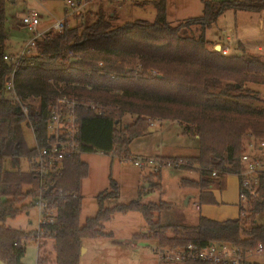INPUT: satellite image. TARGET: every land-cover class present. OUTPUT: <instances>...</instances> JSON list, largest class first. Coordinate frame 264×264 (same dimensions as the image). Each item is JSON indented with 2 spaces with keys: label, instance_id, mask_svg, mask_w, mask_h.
<instances>
[{
  "label": "trees",
  "instance_id": "trees-1",
  "mask_svg": "<svg viewBox=\"0 0 264 264\" xmlns=\"http://www.w3.org/2000/svg\"><path fill=\"white\" fill-rule=\"evenodd\" d=\"M143 3L155 7L154 21L135 19L116 25V13L107 15L102 8L72 26L66 18L63 31L39 39L37 52L17 68L14 85L19 99L8 100L1 97L11 66L3 59L7 15L6 0H0V221L27 211L29 205L22 203L26 197L36 201L40 177L31 167L22 170L14 162L18 157L30 162L46 144L49 105L59 88L102 105L101 113L91 108L79 111L82 152L103 151L128 160L131 142L149 134L157 119L177 121L184 134L198 136L197 156L168 159L176 161V167L199 172L198 179L181 180L182 185L199 189V204L218 203L211 185L221 188L222 177L239 173L248 142L264 139V108L240 102L255 97L244 89L245 82L264 84V62L257 57L224 55L210 49L207 38V30L226 9L261 11L264 0H224L219 5L203 0L202 15L176 25L167 20V0ZM192 27L198 35L191 34ZM138 63L142 65L140 72ZM127 116L133 121L124 123ZM24 123L33 128L34 146L26 142ZM11 157H15L14 168L9 169L5 161ZM88 175L89 165L81 153L66 158L64 171L55 183V194L62 190L56 221L29 233L0 226V259L4 264H23L30 240L38 245L37 264H50L45 254L49 238L54 240L52 264H80L83 240L111 237V232L104 231L105 223L117 212L130 211L143 215L162 244L193 242L204 246L211 241H227L243 249L264 246V223L256 221V215L264 213V173L260 174L261 198L252 203L245 217L220 221L200 215L196 225L155 220L156 214L171 208L165 201L143 203L134 199L106 206V199L119 195V184L111 176L110 189L97 195L96 214L82 223V187ZM160 175L161 170L149 173L159 186ZM25 185L29 186L26 190ZM170 231L174 235H168Z\"/></svg>",
  "mask_w": 264,
  "mask_h": 264
},
{
  "label": "rangeland",
  "instance_id": "rangeland-1",
  "mask_svg": "<svg viewBox=\"0 0 264 264\" xmlns=\"http://www.w3.org/2000/svg\"><path fill=\"white\" fill-rule=\"evenodd\" d=\"M79 2L83 10L80 14L73 13L67 0H6L7 15V53L17 52L26 41L31 38V33L21 28L23 15L28 11H34L40 17V31L49 29L56 21L68 19L69 25L81 22L88 13H95L100 8L109 14L116 13V25L135 19H156V9L152 4H144L143 0H75ZM219 5L224 0H210ZM203 0H167V20L176 25L188 18L203 14ZM192 35H198L195 27H192ZM228 36L231 40H228ZM209 48L220 39L228 44L230 51L224 55H244L257 57L264 62V10L245 11L228 8L219 17L218 21L207 30ZM222 44V43H221ZM222 53V52H221ZM223 54V53H222ZM244 89L250 90L254 98L241 100V103L255 108H264V84L245 82ZM133 121V117L127 116L124 123ZM155 131L147 135L135 138L130 144L131 158L120 159L111 153L99 151H83L81 157L89 165V175L83 181V208L81 222L96 214L99 205L97 195L110 189V176L119 184V195L105 200L106 206L129 203L134 199H140L143 203L165 201L171 204V208L156 214L155 220L160 218L162 224L181 223L196 225L197 216L206 213L205 209L212 211L222 208L224 215L231 217L238 213L235 205L236 182L234 174L222 177L221 189L214 185L218 203L201 204L203 210H199L194 204L199 200V189L181 184L182 178L198 179L197 170L179 168L174 165H164L161 169L160 186L155 185L157 179L150 178L151 168H144L134 164L132 157L141 156H165L186 157L199 154V139L183 133L182 126L171 119H157L153 122ZM24 135L27 144L35 145V138L31 127L24 123ZM264 159V153L262 154ZM15 157L5 161V167L14 168ZM20 168L28 170L30 162L27 158L18 157ZM154 183V184H153ZM28 185L24 189H28ZM213 188V189H214ZM22 203L28 204V212L24 211L15 218L8 217L0 221V226L21 229L27 233L35 231L39 227V207L35 204L34 197H26ZM203 211V212H202ZM258 224L264 223V213L256 215ZM105 232H111L110 236H99L84 239V248L80 256V264H159L155 248L158 247V238L138 211L127 213L117 212L111 220L105 223ZM174 235L172 231L167 233ZM45 254L52 264L55 259L54 240L47 239ZM38 246L34 240L26 245V253L22 259L23 264H37ZM0 264H4L0 259Z\"/></svg>",
  "mask_w": 264,
  "mask_h": 264
},
{
  "label": "built area",
  "instance_id": "built-area-1",
  "mask_svg": "<svg viewBox=\"0 0 264 264\" xmlns=\"http://www.w3.org/2000/svg\"><path fill=\"white\" fill-rule=\"evenodd\" d=\"M67 4L72 8L73 13L80 14L83 10L82 5L75 0H67ZM39 25V15L34 11L26 12L22 17L21 28L29 31L31 38L17 52H5L3 55L4 61L11 66L1 94L4 99H19L14 85L17 68L25 65L24 60L27 56L37 52L39 39L49 38L51 35L63 31L65 20L56 21L44 31H40ZM229 51L230 47L222 44L221 52L228 54ZM69 55L73 57L74 53L70 51ZM99 65H103V63L99 62ZM136 69L137 72L142 71L141 63L136 65ZM152 73L157 74V70H152ZM51 99L46 144L38 149L30 161V167L40 177V187L35 201L40 211L39 226L56 221L57 201L59 195L62 194V190L56 192L58 196L55 194L56 180L64 171L66 158L82 153L79 143L81 132L79 111L91 108L97 113L102 112V105L95 100L78 97L61 88L52 95ZM24 111L27 113V107L24 108ZM30 127L33 131L32 126ZM102 153L104 152L102 151ZM263 153L264 139L251 140L247 144V150L240 158V171L236 174L239 179V203L242 206L239 212L240 217H245L252 203L261 198L260 174L264 173ZM132 160L139 167L149 166L151 172H159L164 165L176 166L177 164L176 161L162 156L132 157ZM213 174L215 175V172ZM50 185H53V188L48 191ZM53 191L54 193L50 195L49 193ZM155 250L159 264H264V246L262 244H258L253 249H243L227 241H211L204 246L193 242L185 245H168L158 241V247Z\"/></svg>",
  "mask_w": 264,
  "mask_h": 264
},
{
  "label": "crops",
  "instance_id": "crops-1",
  "mask_svg": "<svg viewBox=\"0 0 264 264\" xmlns=\"http://www.w3.org/2000/svg\"><path fill=\"white\" fill-rule=\"evenodd\" d=\"M143 1H149V0H143ZM148 4H151V3H148ZM228 40L230 41L231 40V37L230 36H228ZM218 42H221L222 44H225V43H223L220 39L218 40ZM221 43H217V44H215V46L216 45H218V44H221ZM221 44V45H222ZM226 45H228V44H226ZM214 46V47H215ZM229 46V45H228ZM155 131V127H154V123H152V125L150 126V132H154ZM194 137H197L198 138V136H194ZM144 156H146V155H144ZM157 156V155H156ZM159 156H162V155H159ZM162 157H165V156H162ZM165 158H170V157H165ZM14 164L16 165V166H20V163H19V161H15L14 162ZM236 176V178H237V182H236V199L234 200V203H235V205H237V207H238V213H236L235 215H233V216H231V217H226L225 215H224V213H225V210L224 209H222V208H218L217 210H215V211H212V210H210V209H205L206 210V213H204V214H201V215H203V216H207V217H209V218H212V219H216V220H220V221H222V220H226V219H229V218H234V217H237V216H239V212H240V203H239V179H238V177H237V175H235ZM214 185H211V189H212V191H213V193H214V195H215V197H216V199L218 198L217 197V194H216V190L218 189V188H214L213 187ZM214 188V189H213ZM221 189V188H220ZM217 201H218V199H217ZM194 204L197 206V208L199 209V210H203V207L202 206H200L201 204H199V201L198 200H196L195 202H194ZM203 212V211H202ZM27 213H29L28 211H27ZM200 216V215H199ZM199 216H197L198 218H199ZM198 218H197V222H198ZM38 229V228H37ZM36 229V230H37ZM84 241V240H83ZM37 244V243H36ZM38 246V245H37ZM83 246H84V243H83ZM84 248V247H83ZM84 251H85V248H84Z\"/></svg>",
  "mask_w": 264,
  "mask_h": 264
},
{
  "label": "water",
  "instance_id": "water-1",
  "mask_svg": "<svg viewBox=\"0 0 264 264\" xmlns=\"http://www.w3.org/2000/svg\"><path fill=\"white\" fill-rule=\"evenodd\" d=\"M221 44H218L214 47V50L218 51V52H221ZM53 188V185H50L49 188H48V191H50L51 189ZM84 250V248L82 247L81 249V252Z\"/></svg>",
  "mask_w": 264,
  "mask_h": 264
}]
</instances>
